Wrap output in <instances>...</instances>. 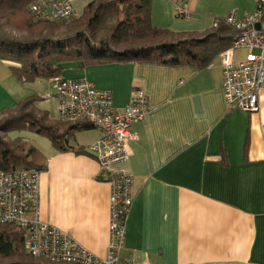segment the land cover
<instances>
[{"label":"crops","instance_id":"0c3cea01","mask_svg":"<svg viewBox=\"0 0 264 264\" xmlns=\"http://www.w3.org/2000/svg\"><path fill=\"white\" fill-rule=\"evenodd\" d=\"M257 0H188L191 18H180L170 0H152V22L175 32H203L217 18L253 13ZM66 78H85L113 93L124 108L136 91L148 96L146 117L133 125L138 140L127 161L102 168L88 153L98 129L77 132L72 150L44 153L40 217L69 232L97 256L107 254L110 180L134 179V202L122 259L146 264H264V90L260 110L230 109L224 94L222 53L197 69L189 65L112 63L65 65ZM39 83V84H38ZM50 80L22 83L0 61V113L36 95L43 107ZM51 111L54 114H51ZM32 146V145H30ZM223 153L226 162L223 161Z\"/></svg>","mask_w":264,"mask_h":264},{"label":"trees","instance_id":"16d2710c","mask_svg":"<svg viewBox=\"0 0 264 264\" xmlns=\"http://www.w3.org/2000/svg\"><path fill=\"white\" fill-rule=\"evenodd\" d=\"M37 0H0V61L9 64L22 83L62 76L65 65L84 67L112 63H150L208 67L232 45L234 30L217 18V26L203 32H175L152 22V0H93L65 27L63 23L36 20L30 6ZM65 27V28H64ZM31 95L13 109L0 113V168L6 172L34 168L47 170V157L39 148L12 132L30 131L47 137L65 152L82 130L95 129L87 121L53 119L36 106ZM88 153L85 147L76 150ZM223 161L226 162L223 153ZM0 264H57L31 256L23 231L0 225Z\"/></svg>","mask_w":264,"mask_h":264},{"label":"built area","instance_id":"2783aa9c","mask_svg":"<svg viewBox=\"0 0 264 264\" xmlns=\"http://www.w3.org/2000/svg\"><path fill=\"white\" fill-rule=\"evenodd\" d=\"M170 1L178 17L191 18L188 0ZM74 2L37 0L30 11L36 20L67 23L79 16ZM222 20L234 30L232 45L222 52L226 102L230 109L258 112L260 92L264 90V0H257L255 11L241 19L231 12ZM217 24L215 20L214 26ZM244 49H257L259 53L236 59L235 53ZM50 84L52 93L44 98L57 101L59 120L87 121L100 131V137L87 150L102 168L130 158L131 144L138 140L133 125L151 110L144 92H134L124 108H117L112 91L88 79L59 76L50 79ZM40 178L41 172L34 168L12 172L0 168V225L20 228L31 256L57 264H146L122 259L134 202L131 175L120 173L110 180L109 244L104 257L97 256L69 232L41 219Z\"/></svg>","mask_w":264,"mask_h":264},{"label":"rangeland","instance_id":"374dc122","mask_svg":"<svg viewBox=\"0 0 264 264\" xmlns=\"http://www.w3.org/2000/svg\"><path fill=\"white\" fill-rule=\"evenodd\" d=\"M93 0H75L74 2V6H75V10L77 12V14H81L85 7L91 3ZM74 21H70L67 23H63V25L65 27H67V25L71 24ZM64 27V28H65ZM259 53V51L257 49H244V50H239L235 53V58L236 59H244L246 58L248 55H253V54H257ZM37 82V81H35ZM30 84V83H29ZM39 84V83H38ZM39 87H41V89H48V92H45V96H48L49 94L52 93L51 87H49L48 85H46V83H42L41 85H38ZM29 88L35 89V85H33V83L30 85ZM48 100L49 102L52 100L51 98H46L44 99V103H43V107H48ZM38 101H40V99H38ZM51 109H53V111H55V114L57 112L56 106L53 104H51ZM51 114H54V112L51 111ZM16 137H22L24 140H26L27 143V147L26 150L30 147V145H32L33 147L39 148L40 150H42L43 152H45L46 150H48L49 148L52 147L51 141L42 135H39L37 133H33L30 131H22V132H12L11 134L8 135V139H14Z\"/></svg>","mask_w":264,"mask_h":264},{"label":"water","instance_id":"95a60500","mask_svg":"<svg viewBox=\"0 0 264 264\" xmlns=\"http://www.w3.org/2000/svg\"><path fill=\"white\" fill-rule=\"evenodd\" d=\"M259 26V25H258Z\"/></svg>","mask_w":264,"mask_h":264}]
</instances>
